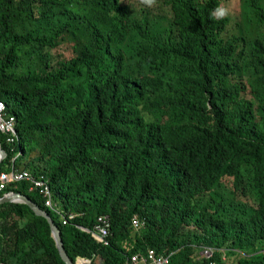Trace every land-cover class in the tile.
<instances>
[{"label":"trees","instance_id":"obj_1","mask_svg":"<svg viewBox=\"0 0 264 264\" xmlns=\"http://www.w3.org/2000/svg\"><path fill=\"white\" fill-rule=\"evenodd\" d=\"M229 1L0 0L14 163L48 179L55 207L26 182L0 195L45 210L73 262L153 249L168 264H264V0L215 19ZM65 33L74 56L58 59ZM0 142L1 172L14 154ZM57 210L75 217L64 225ZM99 216L109 245L85 230ZM0 264H65L26 204H0Z\"/></svg>","mask_w":264,"mask_h":264},{"label":"built area","instance_id":"obj_2","mask_svg":"<svg viewBox=\"0 0 264 264\" xmlns=\"http://www.w3.org/2000/svg\"><path fill=\"white\" fill-rule=\"evenodd\" d=\"M0 133L3 135L6 144L10 148L13 157L10 160L12 164V170L9 172H0V193L5 192L7 188L17 186L20 183L26 182L30 184L29 191L39 192L45 199V206L53 209L55 207L53 201V194L49 184V181L44 176L35 178L30 171L26 169H16L15 160L20 153L17 151L19 144L21 143L20 137L17 131L16 117L7 113L6 105L0 100ZM57 212L61 215L60 211ZM62 216V215H61ZM75 217V214H69L67 217L62 216L63 224H68L70 220ZM131 225L134 229L139 226L137 218L131 220ZM111 222L108 216H99L93 229H85L98 241L109 245L108 237L110 235ZM214 249L206 247L201 250V255L205 259L212 257ZM169 256L158 254L153 249H148L145 252L132 253L126 256L125 264H168ZM209 264H215L210 262Z\"/></svg>","mask_w":264,"mask_h":264},{"label":"water","instance_id":"obj_3","mask_svg":"<svg viewBox=\"0 0 264 264\" xmlns=\"http://www.w3.org/2000/svg\"><path fill=\"white\" fill-rule=\"evenodd\" d=\"M7 153L6 151L2 148L1 142H0V168L2 162L6 159ZM4 203H23L26 204L30 207V209L37 215L45 218L50 226L51 232H52V237L55 240L56 247L58 249L59 255L62 259V261L65 264H77V262H73L69 255L66 252L65 245L63 242L61 230L59 227L55 224L54 220L48 215V213L41 209L37 204L32 202L27 196L21 194V193H16V192H8L4 194L3 196L0 195V204Z\"/></svg>","mask_w":264,"mask_h":264},{"label":"rangeland","instance_id":"obj_4","mask_svg":"<svg viewBox=\"0 0 264 264\" xmlns=\"http://www.w3.org/2000/svg\"><path fill=\"white\" fill-rule=\"evenodd\" d=\"M128 1L133 2V3H138V0H128ZM240 2H241V0H230L228 3L223 2L222 7L229 9V14H231L234 11L237 12V10L240 8ZM250 6H252V5L249 4L248 7H246V9L248 11H249ZM232 16H234V15H232ZM251 26L253 28H256V25H254V24H251ZM74 51H75V42L71 39V36L69 34L65 33L63 35V37L60 38V46L53 51V55H54V57H56L58 59H63V58L69 59V58L74 56ZM25 161H28V159ZM23 166H24L23 162L21 163V161H17L15 167H16V169H26ZM3 168L7 170L6 172H9L12 170V164L5 163ZM26 170H28V169H26ZM224 181L225 182H222L223 186H224V188L228 189L230 182L228 179H224ZM224 188H222V189H224ZM236 258H237L236 256H233L229 260V263L233 264V261Z\"/></svg>","mask_w":264,"mask_h":264},{"label":"clouds","instance_id":"obj_5","mask_svg":"<svg viewBox=\"0 0 264 264\" xmlns=\"http://www.w3.org/2000/svg\"><path fill=\"white\" fill-rule=\"evenodd\" d=\"M144 4L147 6L151 7L153 4H155L156 0H142ZM229 14V9L225 7H217L216 9L213 10L212 16L215 19H223ZM12 186V185H10Z\"/></svg>","mask_w":264,"mask_h":264},{"label":"crops","instance_id":"obj_6","mask_svg":"<svg viewBox=\"0 0 264 264\" xmlns=\"http://www.w3.org/2000/svg\"><path fill=\"white\" fill-rule=\"evenodd\" d=\"M200 255H201V251H200V253H199ZM170 255V254H169ZM169 255H166V256H169ZM202 256V255H201Z\"/></svg>","mask_w":264,"mask_h":264}]
</instances>
